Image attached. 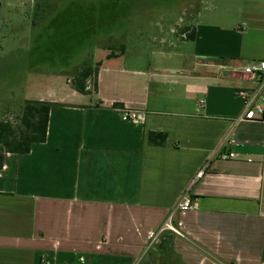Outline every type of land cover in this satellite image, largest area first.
Here are the masks:
<instances>
[{"label":"crops","instance_id":"obj_1","mask_svg":"<svg viewBox=\"0 0 264 264\" xmlns=\"http://www.w3.org/2000/svg\"><path fill=\"white\" fill-rule=\"evenodd\" d=\"M189 8L183 28L196 38L178 35L185 54L139 68L124 47L91 45V59L78 61L93 69L91 94L73 88L68 70L33 68L22 103L54 106L46 142L3 159L0 264H264V115L240 120L239 95L264 88V77L242 72L264 63V0ZM24 43L3 58L46 63L47 42ZM150 132L167 133L165 145H150ZM218 149L236 157L222 160ZM185 193L193 208L173 220L180 235L154 238Z\"/></svg>","mask_w":264,"mask_h":264},{"label":"rangeland","instance_id":"obj_2","mask_svg":"<svg viewBox=\"0 0 264 264\" xmlns=\"http://www.w3.org/2000/svg\"><path fill=\"white\" fill-rule=\"evenodd\" d=\"M193 1L8 0L10 4L2 10L9 21L0 25V120L18 121L25 98L22 92L32 78L33 68L75 74L84 66V61H78L85 52L91 59L93 44L112 47L116 52L124 47L126 63L139 68L150 67L161 56L185 54L186 50H181L183 42L177 37L189 24ZM37 7H43L45 13L38 19L33 9ZM35 18L37 23L44 21L46 34L33 25ZM24 42H34L36 47L47 42L41 48L48 53L44 55L46 63L39 58L33 65L28 64L27 58L23 59L25 54L18 57L16 52L3 58L2 54L9 55Z\"/></svg>","mask_w":264,"mask_h":264},{"label":"trees","instance_id":"obj_3","mask_svg":"<svg viewBox=\"0 0 264 264\" xmlns=\"http://www.w3.org/2000/svg\"><path fill=\"white\" fill-rule=\"evenodd\" d=\"M179 35L187 41H194L196 38L195 30L189 27L182 28ZM71 85L85 95L97 91L96 79L93 78V69L89 64L84 63L82 69L74 74ZM53 106L50 102L26 100L15 124L0 120V168L7 153L27 154L34 144L46 142L49 115ZM116 108L123 106L117 105ZM167 138V133L150 132L148 143L152 146H163Z\"/></svg>","mask_w":264,"mask_h":264},{"label":"built area","instance_id":"obj_4","mask_svg":"<svg viewBox=\"0 0 264 264\" xmlns=\"http://www.w3.org/2000/svg\"><path fill=\"white\" fill-rule=\"evenodd\" d=\"M243 74L250 76L252 80H259L264 77V63H249L242 68ZM240 97L244 99L246 106V112L244 117L240 120L247 119L253 120L257 116L262 117L264 115V88H258L255 90H242L239 92ZM132 120H136L137 116L134 113L129 114ZM232 143V141H231ZM217 155L222 160L234 159L236 154L234 152H224L218 149ZM209 165H206L203 170L198 173V177H201ZM193 208L192 201L185 193L177 205L174 207L167 222L158 231L154 238L160 237L166 231H170L174 234L180 235V231L173 225V220L178 212H186ZM46 264V263H42Z\"/></svg>","mask_w":264,"mask_h":264}]
</instances>
